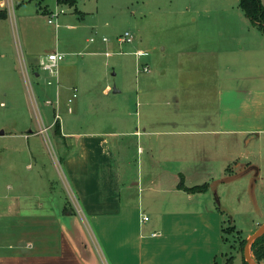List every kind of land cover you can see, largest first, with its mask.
I'll use <instances>...</instances> for the list:
<instances>
[{
  "label": "rangeland",
  "instance_id": "rangeland-1",
  "mask_svg": "<svg viewBox=\"0 0 264 264\" xmlns=\"http://www.w3.org/2000/svg\"><path fill=\"white\" fill-rule=\"evenodd\" d=\"M4 1L0 10L6 9L8 16L0 18V195L16 196L19 201L28 195L25 202L61 203L63 211L81 208L63 165L74 139L56 132L60 124L57 114L65 132L118 134L133 126L137 113L169 121L174 116L179 121L173 124L177 129L186 126L191 116L214 117L219 90L236 85L232 74L258 73L245 61L246 53L238 52L250 40L264 44V33L252 25L240 0H77L73 6L56 0ZM55 12L57 17H52ZM125 32L132 34L134 41L121 46L117 38ZM104 37L109 42H103ZM56 46L68 54L58 74L51 75L41 69L38 59ZM138 50L146 55L137 59L134 52ZM107 51L112 55L107 57ZM67 65L78 69V98L71 104L72 112L66 97L70 89L64 99L57 95V77L59 72L68 73ZM144 65L149 72L137 71ZM249 82L257 81L244 83ZM107 87L112 91L106 93ZM174 96L178 104L172 101ZM210 119L207 127H213ZM44 127L48 130L43 131ZM121 137L118 134L111 139L124 153L123 185L140 181L135 190L141 210H136L135 223L138 225L142 214L149 218L141 222L143 228H150L171 213L168 209L188 206L184 194L151 187L152 177L161 173L170 177L169 172L184 169L179 161L167 167L153 164L145 142ZM178 137L176 140L183 139ZM228 143L222 138L219 159L206 170L210 169L214 178L206 174V180L189 183L210 185L208 194L200 197V206H205L212 225L217 214H224L226 264H240L244 233L237 229L264 221V187H254L257 171L251 166L264 158V143L253 140L247 145L242 138L236 145L232 143L231 149ZM164 183L156 185L160 189L171 185ZM80 213L89 239L104 259L105 250L92 221ZM178 217L176 223L182 218ZM205 230L210 241L217 243L213 230ZM218 264H225L221 254Z\"/></svg>",
  "mask_w": 264,
  "mask_h": 264
},
{
  "label": "crops",
  "instance_id": "crops-1",
  "mask_svg": "<svg viewBox=\"0 0 264 264\" xmlns=\"http://www.w3.org/2000/svg\"><path fill=\"white\" fill-rule=\"evenodd\" d=\"M262 2L264 4V0ZM4 3L0 4L4 6ZM250 34H254L253 30ZM55 52L68 54L56 46L41 54L40 59ZM241 53H246L248 60L245 61L249 65L252 63L258 73L232 74L236 85L219 90L218 112L214 117L207 114L191 116L189 119L192 120L186 126L180 125L182 127L176 129L173 124H179V121L174 116L169 121L148 113L144 116L137 113L133 126L118 133L122 140L137 137L139 143L145 142L143 145L153 164L167 167L179 161V167L184 169L169 172L170 177L162 173L152 177L151 187L175 195L184 194L188 206L168 209L171 213L150 228H143L141 214L137 225L134 215L136 210H141V199L135 188L140 181L123 185L121 162L124 153L120 150L121 145H115L111 139L118 134L111 131L65 132L60 120L61 136L74 139V147L64 157L63 165L81 208L73 206L63 211L61 203L46 206L44 200L38 204L25 202L30 199L28 195L21 201L16 196L0 195V264H218L219 254L226 264L224 214H217L212 225L205 215V206L199 203L201 195L210 191V185L206 192L190 193L179 184L183 179L184 185L191 188L200 183L190 184L189 180H206V174L214 178L211 175L214 173L210 169L206 173V170L216 165L222 138L229 140V149L242 138L247 145L253 140L264 143V44L250 40L248 45L240 46L238 54ZM65 68L68 73L59 72L56 81L59 99H64L65 92L70 89L71 94L66 96L69 99L72 89L78 88V69L68 65ZM250 79L257 82L244 83ZM111 91L112 88L107 87L106 93ZM176 98L174 96L172 101L178 104ZM207 118H211L213 127L206 126ZM170 123L172 126L168 128ZM178 136L183 139L176 140ZM122 147L126 148V143ZM139 149L144 153L142 145ZM251 166L257 171L253 185L261 190L264 187V158ZM157 182H170L171 185L160 189ZM80 212L92 221L105 250L104 259L89 239ZM178 216L182 218L176 223ZM262 224L264 221H252L249 226L237 230H241L245 234H242L243 238L247 239ZM207 228L213 230L217 243L210 241ZM239 261L243 264L242 259ZM260 264H264V260Z\"/></svg>",
  "mask_w": 264,
  "mask_h": 264
},
{
  "label": "trees",
  "instance_id": "trees-1",
  "mask_svg": "<svg viewBox=\"0 0 264 264\" xmlns=\"http://www.w3.org/2000/svg\"><path fill=\"white\" fill-rule=\"evenodd\" d=\"M77 0H57L58 4H69L71 6L75 5ZM240 8L244 11L245 15L248 17V19L251 21V23L259 29L261 32L264 33V4L262 0H240ZM8 13L7 10H0V18L5 19L7 18ZM61 127L60 124L56 126V132L60 133ZM179 187L181 189H184L190 193H196V192H206L208 190V185H201V186H194L191 188H188L184 185L183 179L181 180ZM235 228L234 226H232ZM236 229V228H235ZM225 236L227 233V228L224 229ZM227 241V240H226ZM247 239L244 238L241 241L242 248H245ZM251 253L253 254L254 260L257 264H260L264 260V234L257 238L252 246H251ZM243 264H248V262L245 259H243Z\"/></svg>",
  "mask_w": 264,
  "mask_h": 264
},
{
  "label": "built area",
  "instance_id": "built-area-1",
  "mask_svg": "<svg viewBox=\"0 0 264 264\" xmlns=\"http://www.w3.org/2000/svg\"><path fill=\"white\" fill-rule=\"evenodd\" d=\"M58 13H52V17L53 16H56L57 17ZM49 23H53V21L51 19H49ZM91 42H94L95 39L92 38L90 40ZM103 42L107 43L109 42V40L107 38H103L102 39ZM134 41V37L132 34H130L129 32H125L123 35L119 36L117 38V43L119 45H125V44H128V43H132ZM120 53H123V51H121ZM107 57L111 56L112 55V52H105L104 53ZM134 54L136 55L137 58H140L144 55H146L145 53H143L142 51L138 50L136 52H134ZM65 59V54L63 53H59V52H55V53H50V54H47L46 56L42 57L40 59V67L43 71L45 72H49L51 75H56L58 74V67L60 65V63ZM139 71H144V72H149L150 69L148 67V65H144L142 67V69H138ZM78 97V88H73L72 89V95L71 97L68 99V104L70 106L69 108V111L72 112V107H71V104L74 102V100ZM56 119L57 120H61V116L60 114H57L56 116ZM43 131H47L48 128L47 127H44L42 129ZM146 221H149V218L148 216H142V222H146Z\"/></svg>",
  "mask_w": 264,
  "mask_h": 264
},
{
  "label": "water",
  "instance_id": "water-1",
  "mask_svg": "<svg viewBox=\"0 0 264 264\" xmlns=\"http://www.w3.org/2000/svg\"><path fill=\"white\" fill-rule=\"evenodd\" d=\"M264 234V224H262L251 236L247 238V242L244 248V256L248 264H257L251 254V246L253 242Z\"/></svg>",
  "mask_w": 264,
  "mask_h": 264
}]
</instances>
